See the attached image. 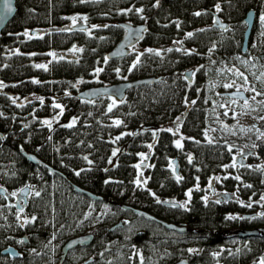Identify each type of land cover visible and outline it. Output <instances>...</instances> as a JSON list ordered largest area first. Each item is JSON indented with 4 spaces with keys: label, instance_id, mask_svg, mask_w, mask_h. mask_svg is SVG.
Instances as JSON below:
<instances>
[{
    "label": "trees",
    "instance_id": "obj_1",
    "mask_svg": "<svg viewBox=\"0 0 264 264\" xmlns=\"http://www.w3.org/2000/svg\"><path fill=\"white\" fill-rule=\"evenodd\" d=\"M14 5L0 33V187L9 195L25 186L29 192L20 213L0 197V251L21 246H15L20 258L0 254V264H59L62 243L86 233L92 234L91 242L70 250L60 264H172L180 259L261 264L264 235L228 233L264 227V0H15ZM249 10L254 20L242 51ZM214 15L225 29L211 26ZM69 16L78 25L67 27ZM118 23L144 24L145 29L131 45L134 50L110 59L107 53L124 33ZM68 50L70 57L60 54ZM188 70H193L190 80L184 76ZM148 77L158 80L125 90L121 100L76 97L87 87ZM230 90L243 91L247 104L221 94ZM222 102L230 105L222 107ZM54 103L63 106L62 115ZM73 119L76 123L66 127ZM44 120H52L50 128ZM173 120L192 158L181 159L180 165L200 170L203 180L229 163L233 152H252L241 174H225L215 182L232 192L231 201H205L200 193L205 182L197 190L189 177L174 180L168 161L175 150L165 129ZM20 151L33 153L55 171L29 163ZM142 154L147 184L137 186L135 165ZM121 205L185 231L167 230Z\"/></svg>",
    "mask_w": 264,
    "mask_h": 264
},
{
    "label": "water",
    "instance_id": "obj_2",
    "mask_svg": "<svg viewBox=\"0 0 264 264\" xmlns=\"http://www.w3.org/2000/svg\"><path fill=\"white\" fill-rule=\"evenodd\" d=\"M14 2L15 0H11L13 11L10 14H8L2 21H0V33L14 15V12H15ZM243 22L245 23V29L243 32L241 50L245 51L248 35H249L252 22H253V11L252 10L247 11V13L245 14L243 18ZM118 26L121 29H123L124 33L122 37L119 39V41L117 42V44L107 53V58H110V59H119V58L124 57L125 54H127L128 52V48L141 38L143 31L145 29L144 24L131 25V24H126V23H118ZM211 26L214 28L223 30L226 28V23L222 22L217 15H214ZM76 28H79V27H76ZM81 28H84V26L83 27L81 26ZM191 72L192 70H188L184 72V76L187 80H190ZM156 80H158V78L148 77V78H139V79L131 80V81H121V82H117V83L106 85V86H102V85L91 86V87H87L77 92L76 97L79 99L91 100L99 96H111L118 100H121L123 98L125 90L133 86H136V85L145 84V83L153 82ZM221 94L224 96L235 98V99H241V100L246 99L243 91L230 90V91L222 92ZM20 154L31 164L43 165L49 171L50 170L55 171L51 169L50 167H48L47 165L43 164L42 161L33 153H25L23 151H20ZM73 188L76 192L85 194L89 196L92 200L101 199L99 196H96L93 193H90L86 190L80 189L78 187H73ZM28 192H29L28 186L22 187L18 190V196L22 197L23 205H25ZM0 194L2 195L4 194V190L1 187H0ZM163 204L170 205L172 203L163 202ZM121 208L130 210L136 214H141L145 218L156 222L157 224L161 225L167 230H172V231L180 232V233L185 231L184 226H179L173 223L166 222L138 208H134L129 205H121ZM120 225L121 223L118 222L117 224L113 225L110 228V230H113L114 228L119 227ZM231 235L239 237V238H247V237L255 236V235H264V227H261L260 229L258 228L237 229L231 232ZM92 238H93L92 234L86 233V234H80V235H77V236H74V237H71L65 240L60 247L59 264L64 260L66 254L70 250L74 249L75 247L87 246L91 242ZM20 239L26 242L25 236H22ZM0 254L6 255L10 259L21 257L20 252L13 245H7L5 248H3L0 251ZM262 259L264 258L262 257ZM172 264H186V260L180 259L178 261H175Z\"/></svg>",
    "mask_w": 264,
    "mask_h": 264
},
{
    "label": "flooded vegetation",
    "instance_id": "obj_3",
    "mask_svg": "<svg viewBox=\"0 0 264 264\" xmlns=\"http://www.w3.org/2000/svg\"><path fill=\"white\" fill-rule=\"evenodd\" d=\"M253 11V10H252ZM253 20H254V11H253ZM192 74H193V70H192ZM191 74V75H192ZM168 127H165V125L163 126L162 129H169L171 128L172 131H168L171 135H172V144H173V148L175 150V154L170 158V160L168 161L169 166H168V171L170 170V172L172 173V177L174 178V180L177 181L176 176L179 175L182 179H180L181 182H183L184 180H186L185 177H189V179H187V182H195V185H201L200 182H205L203 185V189L200 190V193L202 195V197L207 196L208 199H212V200H216V201H222V200H226V201H231L232 200V192H228L225 191L223 188H220V186L218 184H216L215 182H218L217 178H219L222 175H239L241 174V169H243L244 167H249V165L246 163V161L249 160L250 157H252V152H242L240 150L233 152L229 158V163L223 164L222 165V169L219 170V172L216 173H212L210 174L205 180H203L201 178V171L198 169H194V168H187L184 167L182 168V166L180 165V160L187 158L190 156L189 153H186L183 149V147L178 148L176 146V141L180 140L181 145H182V140H183V136L182 134L177 131V120H173L172 122H170ZM261 137L264 136V131L260 132ZM147 159V158H146ZM172 162V163H170ZM142 165V164H140ZM187 165H190L187 164ZM143 166H141L142 168ZM173 168L175 171H173ZM144 177V175H143ZM209 181H211V187H209L207 190L205 188V184L209 185ZM207 182V183H206ZM214 182V183H212ZM194 186L190 189L192 190L194 188ZM4 190V194H0V197L3 198V201L5 203V205H11V203L13 202L16 211L17 212H21V210L23 209L24 205H23V199L22 197L18 196V190L16 191V195H9L6 193V190L1 187ZM189 192V190H187L185 192L184 197L186 198L188 195L187 193ZM235 230H232L228 233V235L230 237H235L231 235V232H233Z\"/></svg>",
    "mask_w": 264,
    "mask_h": 264
},
{
    "label": "snow or ice",
    "instance_id": "obj_4",
    "mask_svg": "<svg viewBox=\"0 0 264 264\" xmlns=\"http://www.w3.org/2000/svg\"><path fill=\"white\" fill-rule=\"evenodd\" d=\"M82 2H83V0H82ZM217 9H219V6H217ZM12 11H13V8H12L11 0H0V21H2V20H3L8 14H10ZM137 11L142 12L143 9H138ZM195 15L199 16L200 13L197 12V13H195ZM82 19L86 20L87 17H82ZM72 20H73V24H75V23H76V18L73 17ZM260 21H261L262 24H264V16H261V17H260ZM24 35L27 36L28 33L25 32ZM191 35H192V33H188V36H191ZM149 51H152V50H149ZM169 51H171V49H169ZM155 54H156V55H159L160 53H159V52H156ZM49 55H51V56H53V58H55V55H56V54H55V53H50ZM137 62H138V60H137ZM36 67H37V68H43V69L47 70V65H44V64H37ZM133 67H135V64H133ZM99 71H101V69H97V72H99ZM239 75L243 76V74H239ZM244 79H245V81L247 80L246 77H244ZM33 82H34V83H39V81H33ZM2 86H3V85L0 84V87H2ZM232 86H233V84H226V85H225V87H232ZM244 90H245V91H248L247 88L244 89ZM257 94L259 95V93H257ZM40 100H41V103H43V99L40 98ZM13 103H15V100H13ZM115 103H116V101L113 100V101H112V105H114ZM245 104H247V101H246V100H245ZM112 105H109V106H108V111H109V112L112 111ZM53 108H59V109H60V113H59V115H62V114H63V106H62V105H60V104H58V103H54V104H53ZM225 114H226V113H225ZM42 123L45 124V125H47V126L50 128L51 125H52V120H44V121H42ZM75 123H76V120L73 119V120L71 121V123H69L68 125H66V127H72ZM120 123H121V121H119V120H116V121H115V124H116L117 126H119ZM166 131H170V132H171L172 129L169 128V129H166ZM177 131H178V129H177ZM128 135H131V133H128ZM154 135H155V133H154ZM116 139L118 140V139H120V137H116ZM176 146H177L178 148L182 147L180 140H177V141H176ZM148 147L151 149L152 145H149ZM115 155H116V151L114 150V151H113V156H115ZM146 158H147V157L144 156L143 154L141 155V160H142V161H143L144 159H146ZM84 159H87V157H84ZM188 159H189V162H191V159H192L191 156H189ZM89 163H91V161H89ZM109 163H111V160L109 161ZM170 163H172V162H170ZM135 167H136L137 169H140V168H141V165H140V164H137V165H135ZM173 171H175L174 168H173ZM76 174L79 175V172H77ZM140 176H142V173H140ZM140 176H138L137 179H136V181H135L136 185H137V186H140L141 184L146 185V184H147V180L145 179V180L141 181ZM176 179H177V181H179V180L182 179V178H181L179 175H177V176H176ZM217 179H219V178H217ZM236 179H239V177H236ZM209 187H211V181H209ZM245 187H251V185H245ZM197 190H199V189H198V185H197ZM12 195H16V193H12ZM36 195L39 196V192H37ZM152 195L154 196L155 194L152 193ZM187 195H188L189 198L191 197V190H189V192L187 193ZM203 199H204L205 201H207V200H208V197L205 196V197H203ZM261 200H264V196H261ZM157 202L159 203V202H161V201L157 200ZM165 203H167V202H165ZM172 206H178V207H181V208H186L187 205H186V203L176 205L175 202H172ZM247 206H248V207H251V204H249V205H247ZM232 218H233V217H229V219H232ZM33 219H35V218H33ZM25 222H27V221H25ZM21 242H22V241H21ZM261 264H264V259L261 260Z\"/></svg>",
    "mask_w": 264,
    "mask_h": 264
},
{
    "label": "rangeland",
    "instance_id": "obj_5",
    "mask_svg": "<svg viewBox=\"0 0 264 264\" xmlns=\"http://www.w3.org/2000/svg\"><path fill=\"white\" fill-rule=\"evenodd\" d=\"M74 16H72V18H73ZM72 18L70 19V16H69V18H68V21H67V27H69L70 25H72L73 24V20H72ZM76 18V17H75ZM77 20V19H76ZM81 22H83L82 20H81ZM77 23V22H76ZM75 23V25H78V24H76ZM76 27H80V26H76ZM128 50L129 51H132V50H134V47L133 46H130L129 48H128ZM61 55H63V56H65V57H70V50H68V52H66V53H60ZM28 99H33L32 97H28ZM222 104V107H226V106H229L230 105V103L229 102H222L221 103ZM169 125H166V127H168ZM156 129H158V128H156ZM155 129V130H156ZM240 150V149H239ZM240 151H242V152H246V149H244V148H241V150ZM144 162H146V160L144 159L143 161L141 160V155H140V158L137 160V162H136V165L137 164H139V163H144ZM145 166H148L146 163H145V165H143V167L142 168H140V169H138L137 170V176H136V179H137V177L138 176H140V173H142V176H140V179H141V181H143L144 180V177H143V173L145 172V170H146V168H145ZM209 184V183H208ZM209 185H206V190L209 188L208 187ZM13 193H16V191H14ZM12 195V194H11ZM15 196V195H14ZM262 202L264 203V200H262ZM237 230V229H236ZM230 231V230H229ZM231 243H232V241H230ZM16 246V245H15ZM17 248H19V247H21V246H19V245H17L16 246ZM3 256H6V255H3Z\"/></svg>",
    "mask_w": 264,
    "mask_h": 264
},
{
    "label": "bare ground",
    "instance_id": "obj_6",
    "mask_svg": "<svg viewBox=\"0 0 264 264\" xmlns=\"http://www.w3.org/2000/svg\"><path fill=\"white\" fill-rule=\"evenodd\" d=\"M248 49H249V47H248ZM251 50V49H250ZM248 52V51H247Z\"/></svg>",
    "mask_w": 264,
    "mask_h": 264
}]
</instances>
